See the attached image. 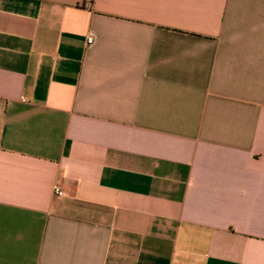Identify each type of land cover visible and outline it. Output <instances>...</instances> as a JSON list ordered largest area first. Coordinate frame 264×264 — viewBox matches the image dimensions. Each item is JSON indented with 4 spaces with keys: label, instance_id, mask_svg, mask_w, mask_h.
Instances as JSON below:
<instances>
[{
    "label": "crops",
    "instance_id": "0c3cea01",
    "mask_svg": "<svg viewBox=\"0 0 264 264\" xmlns=\"http://www.w3.org/2000/svg\"><path fill=\"white\" fill-rule=\"evenodd\" d=\"M0 264H264V0H0Z\"/></svg>",
    "mask_w": 264,
    "mask_h": 264
},
{
    "label": "built area",
    "instance_id": "2783aa9c",
    "mask_svg": "<svg viewBox=\"0 0 264 264\" xmlns=\"http://www.w3.org/2000/svg\"><path fill=\"white\" fill-rule=\"evenodd\" d=\"M92 41H93V39H92L91 36L87 38V43L88 44L92 43ZM53 190H54V194L56 196H62L64 194L58 184L54 185Z\"/></svg>",
    "mask_w": 264,
    "mask_h": 264
}]
</instances>
